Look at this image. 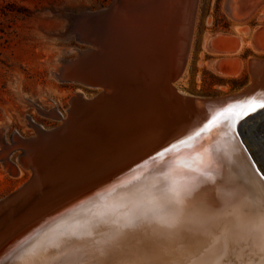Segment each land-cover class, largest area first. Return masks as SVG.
<instances>
[{"label":"bare ground","instance_id":"1","mask_svg":"<svg viewBox=\"0 0 264 264\" xmlns=\"http://www.w3.org/2000/svg\"><path fill=\"white\" fill-rule=\"evenodd\" d=\"M199 4L111 0L104 7L69 13L74 15L65 36L48 38L53 80L97 93L87 98L81 88L71 92L64 116L51 94L43 95L47 108L37 107L38 112L60 119V126L45 130L29 119L35 138L14 136L1 151L5 169L16 175L19 169L8 156L10 149H20L30 179L0 204V250L12 245L0 264H20L18 253L61 239L69 226L81 229L67 242L86 264H176L189 249L202 247L205 237L162 231L143 219L115 247L94 249L92 241L104 239L127 214L129 189H144L165 173L201 167L214 180L203 189L214 204L231 199L233 191L264 186V149L250 142L247 130L252 121L257 129L264 126V109L240 118L250 101H264V0H224L222 11L233 22L234 34L203 37L206 52L227 56L214 60L211 68L225 75L244 69L248 74L244 89L218 101L183 97L177 90L193 52ZM253 23L258 25L254 29ZM71 39L87 48L66 51ZM244 47L253 53L245 63L240 58ZM214 117L217 122L209 125ZM204 256L223 257V264H264L259 247L246 237L215 241Z\"/></svg>","mask_w":264,"mask_h":264},{"label":"rangeland","instance_id":"2","mask_svg":"<svg viewBox=\"0 0 264 264\" xmlns=\"http://www.w3.org/2000/svg\"><path fill=\"white\" fill-rule=\"evenodd\" d=\"M109 1L111 0H0V153L5 147L12 145L14 136L27 139L34 135L35 138L30 130L29 119L45 130L53 131L60 126V119L46 118L38 112L37 107L47 108L42 101L43 95L51 94L58 113L64 116L69 108L71 92L76 93L81 88L87 98L97 93L94 89L58 84L53 80L49 66L53 64L54 57L48 51V38L65 36L68 23L74 15L69 13L76 12L78 8L93 10L99 6L104 7ZM199 1L193 52L177 83V90L183 97L218 101L223 96L244 89L249 79L246 69L239 75H225L211 68L210 64L214 60L227 56L206 52L203 37L206 33L233 35V22L222 11L224 0ZM257 26L256 23L252 24L253 29ZM73 27H70L71 33ZM76 42L71 39L66 51L73 48L83 51L87 48ZM65 43L66 40L63 44ZM250 52L252 53L249 47L243 48L240 58L244 63L252 56L253 53ZM56 91L70 93L58 97L60 94L55 95ZM48 111L51 113L50 109ZM24 122H28L29 127L25 128ZM21 153L20 149L12 148L8 156V162L19 169L16 175H11L5 169L0 157V202L29 182L30 172L21 163Z\"/></svg>","mask_w":264,"mask_h":264},{"label":"snow or ice","instance_id":"3","mask_svg":"<svg viewBox=\"0 0 264 264\" xmlns=\"http://www.w3.org/2000/svg\"><path fill=\"white\" fill-rule=\"evenodd\" d=\"M258 109H264V101H250L240 109V118ZM216 122L214 117L209 125ZM247 130L250 142L264 149V126L257 129L255 121H252L247 125ZM178 175L183 178L182 181H177ZM210 182L214 183L213 178L207 169L201 167L199 171L192 169L191 172L165 173L161 179L144 189H129L127 214L114 223L104 239L92 241L94 249L108 251L120 243L128 228L140 220L150 219L162 231L195 232L205 237L202 247L195 251L189 249L176 264H194L195 261H200V264H223V257L213 260L204 254L215 241L223 239L227 244L233 236L246 237L264 255V186L256 191H233L229 194L231 199L214 204L204 198L203 189ZM79 231L81 229L69 226L61 239L53 240L31 252L18 253L20 264H86L78 250L67 242ZM128 264L137 262L129 261Z\"/></svg>","mask_w":264,"mask_h":264},{"label":"water","instance_id":"4","mask_svg":"<svg viewBox=\"0 0 264 264\" xmlns=\"http://www.w3.org/2000/svg\"><path fill=\"white\" fill-rule=\"evenodd\" d=\"M4 200H5V199H4ZM4 200H3V201H4ZM3 203H4V202H2V201L0 202V204H3ZM14 245H15V244H14ZM9 247L11 248L12 245L9 246ZM9 247H8L7 249L5 248L3 251L0 250V256H3V257L6 259V257H5L4 255H5L6 251H7L8 249H10ZM8 252H9V251H8Z\"/></svg>","mask_w":264,"mask_h":264}]
</instances>
